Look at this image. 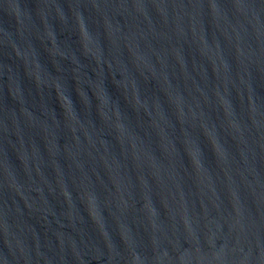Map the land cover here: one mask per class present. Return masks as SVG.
<instances>
[{
  "label": "water",
  "instance_id": "1",
  "mask_svg": "<svg viewBox=\"0 0 264 264\" xmlns=\"http://www.w3.org/2000/svg\"><path fill=\"white\" fill-rule=\"evenodd\" d=\"M0 264H264V0H0Z\"/></svg>",
  "mask_w": 264,
  "mask_h": 264
}]
</instances>
